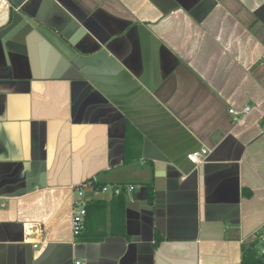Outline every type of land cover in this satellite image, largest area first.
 Returning a JSON list of instances; mask_svg holds the SVG:
<instances>
[{
    "label": "crops",
    "instance_id": "0c3cea01",
    "mask_svg": "<svg viewBox=\"0 0 264 264\" xmlns=\"http://www.w3.org/2000/svg\"><path fill=\"white\" fill-rule=\"evenodd\" d=\"M251 241L262 254L264 0H0V264H235Z\"/></svg>",
    "mask_w": 264,
    "mask_h": 264
},
{
    "label": "built area",
    "instance_id": "2783aa9c",
    "mask_svg": "<svg viewBox=\"0 0 264 264\" xmlns=\"http://www.w3.org/2000/svg\"><path fill=\"white\" fill-rule=\"evenodd\" d=\"M251 107L246 105L241 109L230 108L229 113L234 116L236 119L239 115H243L250 111ZM208 150L206 148H200L196 151H193L187 155L188 160H190L193 164L199 165L204 162ZM121 185H113L112 187H108L107 185H103L100 189L101 191L110 190L112 194H117L121 191ZM134 189L133 185L125 186L124 191L130 192ZM93 196L88 195L86 193L85 187L83 183H79L72 186V203H71V220L70 227L73 236H78L84 229V220L87 213V204L92 200ZM264 254V249L261 251ZM75 264H81L80 261H76Z\"/></svg>",
    "mask_w": 264,
    "mask_h": 264
},
{
    "label": "trees",
    "instance_id": "16d2710c",
    "mask_svg": "<svg viewBox=\"0 0 264 264\" xmlns=\"http://www.w3.org/2000/svg\"><path fill=\"white\" fill-rule=\"evenodd\" d=\"M133 144V143H132ZM131 154H129V150ZM133 146H131L129 148L128 146V140L126 138L125 141V145H124V161L125 162H130L132 160L138 159L139 158V153L133 154ZM105 183L102 182L101 180H97V181H92L91 182V186L93 189H100ZM121 185V191L117 194H114V197L117 199H120L121 202H124L125 199V186L126 183H122ZM147 198L149 203H153V198H154V194H153V189H152V184L151 182L147 183ZM92 202L87 204V213L85 216V220H84V227H85V223L89 214V210H90V206H91ZM80 235V234H79ZM161 237L160 235L156 232L155 234V244L158 245L159 242L161 241ZM263 254H260L258 252V249L256 247V242L255 241H251L250 243L246 244L243 246L242 248V255H241V259L238 263L235 264H264L263 262Z\"/></svg>",
    "mask_w": 264,
    "mask_h": 264
}]
</instances>
